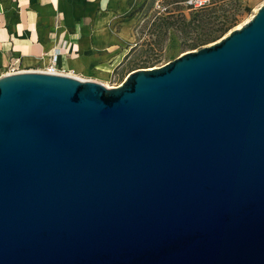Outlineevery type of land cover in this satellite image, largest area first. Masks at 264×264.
<instances>
[{
    "label": "water",
    "instance_id": "water-1",
    "mask_svg": "<svg viewBox=\"0 0 264 264\" xmlns=\"http://www.w3.org/2000/svg\"><path fill=\"white\" fill-rule=\"evenodd\" d=\"M0 264H264V4L112 87L1 74Z\"/></svg>",
    "mask_w": 264,
    "mask_h": 264
},
{
    "label": "crops",
    "instance_id": "crops-1",
    "mask_svg": "<svg viewBox=\"0 0 264 264\" xmlns=\"http://www.w3.org/2000/svg\"><path fill=\"white\" fill-rule=\"evenodd\" d=\"M143 5L144 0H0V75L17 61L22 70L53 64L56 71L103 82L130 50Z\"/></svg>",
    "mask_w": 264,
    "mask_h": 264
},
{
    "label": "rangeland",
    "instance_id": "rangeland-1",
    "mask_svg": "<svg viewBox=\"0 0 264 264\" xmlns=\"http://www.w3.org/2000/svg\"><path fill=\"white\" fill-rule=\"evenodd\" d=\"M262 4L264 0H214L194 11L184 0H144L138 14L142 21L135 28L130 50L102 81L118 85L136 68L159 66L210 44L255 14Z\"/></svg>",
    "mask_w": 264,
    "mask_h": 264
},
{
    "label": "built area",
    "instance_id": "built-area-1",
    "mask_svg": "<svg viewBox=\"0 0 264 264\" xmlns=\"http://www.w3.org/2000/svg\"><path fill=\"white\" fill-rule=\"evenodd\" d=\"M184 2L187 5V7H189L191 10L199 11L211 5L214 2V0H184ZM58 51L59 49H55L53 59H56ZM20 70L22 69L19 68L17 61H14L13 63L9 65L5 73H13V72L20 71ZM47 70L56 71L53 64H51Z\"/></svg>",
    "mask_w": 264,
    "mask_h": 264
},
{
    "label": "bare ground",
    "instance_id": "bare-ground-1",
    "mask_svg": "<svg viewBox=\"0 0 264 264\" xmlns=\"http://www.w3.org/2000/svg\"><path fill=\"white\" fill-rule=\"evenodd\" d=\"M254 14H252L247 20H245L243 23H240L237 27H240L241 25H243L246 21H248L252 16H253ZM107 75H109V74H107ZM107 86H109V87H112V86H114V85H110V84H106Z\"/></svg>",
    "mask_w": 264,
    "mask_h": 264
}]
</instances>
